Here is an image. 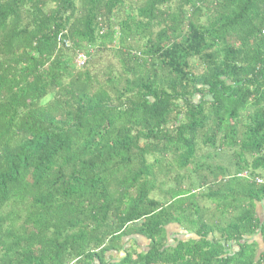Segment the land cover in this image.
Listing matches in <instances>:
<instances>
[{
  "label": "trees",
  "instance_id": "obj_1",
  "mask_svg": "<svg viewBox=\"0 0 264 264\" xmlns=\"http://www.w3.org/2000/svg\"><path fill=\"white\" fill-rule=\"evenodd\" d=\"M261 176L264 0H0V264H264Z\"/></svg>",
  "mask_w": 264,
  "mask_h": 264
},
{
  "label": "built area",
  "instance_id": "obj_2",
  "mask_svg": "<svg viewBox=\"0 0 264 264\" xmlns=\"http://www.w3.org/2000/svg\"><path fill=\"white\" fill-rule=\"evenodd\" d=\"M86 60H87L86 54L80 53L77 56L76 62L78 63V65L81 66V65H84L86 63ZM243 175H246V173H244ZM255 181L257 184L264 185V176L256 177Z\"/></svg>",
  "mask_w": 264,
  "mask_h": 264
},
{
  "label": "rangeland",
  "instance_id": "obj_3",
  "mask_svg": "<svg viewBox=\"0 0 264 264\" xmlns=\"http://www.w3.org/2000/svg\"><path fill=\"white\" fill-rule=\"evenodd\" d=\"M110 60H111V58H110ZM110 60L108 59V62H109Z\"/></svg>",
  "mask_w": 264,
  "mask_h": 264
}]
</instances>
